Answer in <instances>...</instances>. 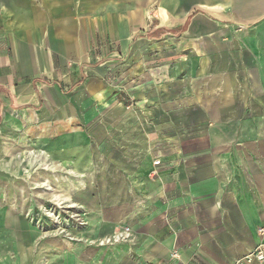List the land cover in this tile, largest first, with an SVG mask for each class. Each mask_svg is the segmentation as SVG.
I'll return each instance as SVG.
<instances>
[{"label": "crops", "instance_id": "obj_1", "mask_svg": "<svg viewBox=\"0 0 264 264\" xmlns=\"http://www.w3.org/2000/svg\"><path fill=\"white\" fill-rule=\"evenodd\" d=\"M0 89V264L43 193L129 228L66 264H264V0H0Z\"/></svg>", "mask_w": 264, "mask_h": 264}, {"label": "rangeland", "instance_id": "obj_2", "mask_svg": "<svg viewBox=\"0 0 264 264\" xmlns=\"http://www.w3.org/2000/svg\"><path fill=\"white\" fill-rule=\"evenodd\" d=\"M100 45H94L91 48L90 54L94 60L98 59L101 55ZM51 73L47 74V78L49 80L56 77L58 80L64 82L65 88H68L75 80V78L79 75L78 65L71 63L64 68H56L55 70L51 69ZM48 80V81H49ZM109 85L112 87V80L109 81ZM109 86V87H110ZM111 94V93H110ZM70 93H66L65 97H69ZM112 95H109V101L112 102ZM98 102V101H97ZM133 104V101H131ZM96 105V104H95ZM85 119L89 121V123L94 122V116L96 114V106L93 107V111L91 108L85 109ZM82 118L79 119V123H87L88 121ZM43 150V154L48 153ZM48 185L43 182V190L47 192ZM64 196V195H62ZM62 196L58 198L53 197V199L49 198V195H42L41 209L40 210H30L26 211L24 216L26 218V223L29 229L28 230V238L27 243L25 244V251L27 253V261L26 264H34L36 252L37 257H41V261L37 264H66V252L68 249L69 243H74L75 245H83L85 249H97L99 247L107 246L109 243L99 244L100 240H103L104 237H110L116 230L120 229L119 227L114 229L110 234L100 236V237H92L87 234H82L77 232L75 229H85L87 226V217L89 216L87 212H80L76 209L78 208L77 204L79 202L72 196H66L64 199ZM93 200V201H92ZM87 202H97L96 196L88 197ZM47 211H52L55 215V218L48 215ZM34 226L36 227V231H34ZM34 232L36 238L34 237ZM12 234V232H11ZM93 240V242H91ZM1 247V244H0ZM7 251L10 254V264H17L16 257L18 254V246L16 243L12 241L7 247ZM1 249V248H0Z\"/></svg>", "mask_w": 264, "mask_h": 264}, {"label": "built area", "instance_id": "obj_3", "mask_svg": "<svg viewBox=\"0 0 264 264\" xmlns=\"http://www.w3.org/2000/svg\"><path fill=\"white\" fill-rule=\"evenodd\" d=\"M154 164L158 165L159 160L156 159L154 161ZM153 173H156V171H153ZM258 232L260 234H263L264 228L260 227L258 229ZM128 237H129V228L128 227L120 228V229L116 230L115 233H113L110 237H104L103 240H100L99 244L119 242V241H122L124 239H127ZM170 257L175 259V260L180 259V255H179V252L177 251V249L171 250ZM243 258H244V260H247V261H251L252 259L262 261L264 259V242L258 243L255 246V248L253 249V251H251L250 253L245 255Z\"/></svg>", "mask_w": 264, "mask_h": 264}, {"label": "trees", "instance_id": "obj_4", "mask_svg": "<svg viewBox=\"0 0 264 264\" xmlns=\"http://www.w3.org/2000/svg\"><path fill=\"white\" fill-rule=\"evenodd\" d=\"M163 34H165V31H163ZM81 81H78L77 84H79ZM1 90V89H0ZM4 92V91H3ZM4 94L6 95V93L4 92ZM6 96H9V98H11V95L8 93ZM0 110H1V101H0Z\"/></svg>", "mask_w": 264, "mask_h": 264}]
</instances>
